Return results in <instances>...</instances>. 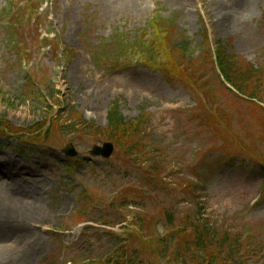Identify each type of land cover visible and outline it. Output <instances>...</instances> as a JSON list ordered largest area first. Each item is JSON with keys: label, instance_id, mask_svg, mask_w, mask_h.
<instances>
[{"label": "rangeland", "instance_id": "rangeland-1", "mask_svg": "<svg viewBox=\"0 0 264 264\" xmlns=\"http://www.w3.org/2000/svg\"><path fill=\"white\" fill-rule=\"evenodd\" d=\"M19 1L0 0V17L4 11L24 12L17 10L23 6ZM38 1L41 4L36 14L38 20L33 21L36 15L32 20H23L17 31L16 41H24V47L30 51L28 65L19 63L8 35L10 29L6 30L10 24L0 19V117L16 127L30 126L45 117L41 100L24 96L26 72L35 69L36 76L46 73L56 101H64L83 119L98 127L105 128L108 110L114 101L126 121L138 118L141 113L149 114L148 148L152 160L162 162L165 169L160 184L155 187L143 182L148 163L143 165L144 168L125 167L120 164L122 160L116 158L117 153L107 162L90 158L91 146L100 143L64 132L67 141L78 151L76 160L80 161L70 174L67 158L61 153L63 147L60 148L64 139L59 138L54 148L41 151L28 146L21 148L15 139L0 138V220L12 225L17 235L9 242V248L0 252V264H72L70 261L75 259L113 261L114 247L111 239L102 233L105 228L91 223L78 226L72 220L82 205L84 189L100 199L92 201L90 216L97 220L105 215L111 219L115 211L120 215L113 198L120 189L128 186L142 194L136 201L128 203L123 215L150 212L151 206L166 207L173 210L175 217L198 215L214 227L232 234L251 227L264 240V200H260L264 172L241 159L233 165L217 162V154L209 152L205 154L214 168H206L201 162L205 154H198L203 136H198L195 121L185 124L194 111L201 109L199 100L207 107L211 104L213 110L220 109L222 115H228L227 112L232 115L226 120L231 124L232 134L245 117L243 126H250L253 145L264 158V128L247 109L251 105L258 107L250 101L237 99L219 82L214 104L200 91L169 82L153 70L123 65L121 69L117 62L115 65L113 57L107 62V53L91 55L95 48L109 43L118 34L128 39L136 38L158 11L164 18L176 17L179 32L188 37L190 54L200 52L201 29L205 24L212 51L219 42L227 53L233 51L254 66L263 67L264 0H250L249 11L234 21L230 16L243 0ZM40 18H48V21L39 26ZM40 33L56 37L58 45H62L60 52L67 51L71 56L65 62H57L50 48L40 50L35 43ZM99 55L105 56L101 64L98 63ZM204 67L209 79L213 76L211 66L206 63ZM213 81L217 83L215 77ZM55 110L60 112L59 107ZM63 120H66L65 114ZM242 134L244 131L241 130ZM7 172L13 175L15 184L4 178ZM189 185H192L189 193L196 196L193 201L184 194ZM255 200L257 202L250 206ZM110 203L114 205L111 210ZM132 220L128 217L126 223L113 231L122 234L121 227L128 226ZM61 230L63 232H59ZM156 231L160 236L165 233L163 222L157 224ZM252 233L255 232H247ZM252 264H264V260Z\"/></svg>", "mask_w": 264, "mask_h": 264}, {"label": "trees", "instance_id": "trees-1", "mask_svg": "<svg viewBox=\"0 0 264 264\" xmlns=\"http://www.w3.org/2000/svg\"><path fill=\"white\" fill-rule=\"evenodd\" d=\"M173 22L169 20H164L160 17L155 18L150 22V27L154 32V40L152 42H147L148 40H140L134 43L133 49L136 52L142 54L141 62L145 65L154 66V57L160 50H163V53L167 59L166 64H161V68L163 72L167 73V67L171 69L173 74L181 77H187L186 72L180 69L181 65H179L183 59L182 55L184 56L185 48H186V40L180 39L178 44H173L174 39L176 38L175 29L172 27ZM147 42V43H146ZM156 45V46H155ZM218 68L223 75L224 79L238 89L241 93H246L251 96L258 95L260 92L258 82L260 80V73L261 71H256L250 64H247L244 61L238 60L234 56L226 55L223 48H220L216 54ZM46 109H49V104L45 105ZM204 116H207L209 120H212L215 123H218V115L212 114L208 115V112H204ZM59 121H55L54 125L57 126ZM200 123L203 124L199 120ZM1 133L2 134H12L17 135L18 133H22L23 135H33L35 138L32 140H39L41 136L48 138L49 133L51 132L50 124L44 123L41 125H34L28 127L24 130L17 131L13 127H11L8 123H1ZM140 125L141 123H124L122 117L119 115L117 107L114 105L111 107L110 112L108 114V125L105 131L96 130L94 132L95 136H103L105 139L112 140L115 144H118L127 150H132L137 148L138 151H141L144 147L143 145V138L140 133ZM211 126L210 124H208ZM53 126L52 128H54ZM215 134H219V130L214 128ZM42 139V138H41ZM208 235H206V230ZM200 230L202 234L207 237L208 241L212 240H221L218 243V247L224 248V243L228 239L226 235L217 237L215 233H210L208 229ZM182 233H186L185 230ZM194 237L203 242L201 239V235L195 231ZM239 240L234 238L232 243L226 246L225 256L226 259H231L233 256L238 252V244ZM122 250V248L120 249ZM117 264V263H116Z\"/></svg>", "mask_w": 264, "mask_h": 264}, {"label": "bare ground", "instance_id": "bare-ground-1", "mask_svg": "<svg viewBox=\"0 0 264 264\" xmlns=\"http://www.w3.org/2000/svg\"><path fill=\"white\" fill-rule=\"evenodd\" d=\"M249 8H250V0H243L239 4L238 8H234V12H232L230 19L232 21L240 20L249 11ZM4 178H6L8 182L15 184L13 175L11 173L7 172ZM17 195L18 197L23 196V194H17ZM36 216H39L38 212H36ZM16 238H17V235L13 231V226L10 225L5 220H0V252L7 250L9 248L8 245L11 242H13Z\"/></svg>", "mask_w": 264, "mask_h": 264}, {"label": "water", "instance_id": "water-1", "mask_svg": "<svg viewBox=\"0 0 264 264\" xmlns=\"http://www.w3.org/2000/svg\"><path fill=\"white\" fill-rule=\"evenodd\" d=\"M113 151V147L111 144H104L103 147H93L92 155H101L103 157H109ZM63 152L71 157L76 156V153L74 152L72 146H68L63 150Z\"/></svg>", "mask_w": 264, "mask_h": 264}]
</instances>
